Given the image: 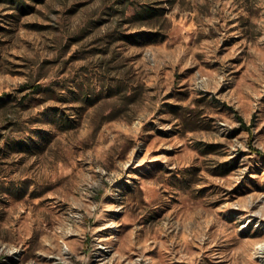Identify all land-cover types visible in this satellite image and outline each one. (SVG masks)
I'll return each instance as SVG.
<instances>
[{"label": "rangeland", "instance_id": "obj_1", "mask_svg": "<svg viewBox=\"0 0 264 264\" xmlns=\"http://www.w3.org/2000/svg\"><path fill=\"white\" fill-rule=\"evenodd\" d=\"M0 264H264V0H0Z\"/></svg>", "mask_w": 264, "mask_h": 264}]
</instances>
